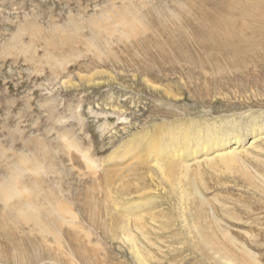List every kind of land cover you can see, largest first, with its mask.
Segmentation results:
<instances>
[{"label": "rangeland", "instance_id": "obj_1", "mask_svg": "<svg viewBox=\"0 0 264 264\" xmlns=\"http://www.w3.org/2000/svg\"><path fill=\"white\" fill-rule=\"evenodd\" d=\"M215 23L264 54V0H0V264H141L152 197L148 264H264V78L199 65ZM189 126L244 145L150 169Z\"/></svg>", "mask_w": 264, "mask_h": 264}, {"label": "bare ground", "instance_id": "obj_2", "mask_svg": "<svg viewBox=\"0 0 264 264\" xmlns=\"http://www.w3.org/2000/svg\"><path fill=\"white\" fill-rule=\"evenodd\" d=\"M215 24L217 25V29L215 28V29H213V31L208 32L207 37L206 36L204 37V38H206L205 40L202 41V40L198 39L201 41L200 44L205 49L210 50V51H206L208 56L203 62L201 61L199 63V65L205 66L206 64L209 63V61L212 63V65H218V64H220V62H223L226 65H228V67L230 66L231 68L232 67L233 68L242 67V68H240V69H242V74H241L240 78H243L247 81H249V79H247V74L250 72H252V73L257 72L259 74V76L264 78V54L257 53L256 55H254L253 53L252 54L249 53V51L255 50V49H252L253 46L247 44L246 41L248 39L245 41V39H244L245 37L244 38L234 37V35L229 34V31H225L224 33H219L218 32L219 31L218 28L220 27L219 25H221V27H224V25H222L221 23H218V24L215 23ZM261 37H262L261 38L262 40L260 42V45L264 46V33L262 34ZM244 42H245V45L242 44ZM251 43H253V42H251ZM245 46H247V47H245ZM242 52H245V53H242ZM241 54L242 55L247 54V55L242 56ZM251 68L253 71H251ZM235 75H237V74H235ZM238 75H240V74H238ZM226 79H228V78H226ZM218 81L219 80L216 78V82H218ZM226 84H229V83L227 82ZM232 84H233V82H232ZM223 85L225 86V84H223ZM255 125L257 126L258 131L263 129V127H264L263 122L260 124H255ZM221 127L222 126H220V129H219V130H221L220 133H217L218 126H215V127L213 126V128L211 126V128L210 129L207 128V130L205 132H202V131L201 132H195L193 129L194 127H191V126H189L187 129H184V130L182 128L177 127L178 130H177V136L176 137L170 136V138L167 137L165 139H160V145L155 150V156L153 159H151V161L149 163L150 169L158 171L159 173H161L162 177L166 178L167 174L164 171V169H165L164 166L171 164V163H167V162L162 163L163 160H167V161L172 160L173 162H175L178 159L179 160H183V159L191 160L194 158V156H197V154H204V152H213V151H219V154H217V156H219L220 159H235L237 157L239 151L242 149V146L244 145V141H245L242 130L239 129L241 132H238V133L233 132L231 134V133H229L228 129H226L224 131L221 129ZM204 128L206 129V127H204ZM249 130L251 131L252 136L256 132V128H253V127ZM262 133H264V132H262ZM246 136H247V134H246ZM167 141H169V142H167ZM165 142H167V143H165ZM232 142H234V145L229 146V145H231ZM169 144H171V146L167 147ZM179 144H181V146H178ZM192 144H193V147L191 146ZM146 148H148L147 151L149 152L148 153L149 155L154 153L153 148H151L150 146H146ZM169 149L170 150L172 149V150L168 151ZM132 151H133L132 149L126 150L125 152H122V154L119 155L118 157L120 159H124V158H127V156L129 154L134 155L135 153H137V152L131 153ZM175 164L178 165V163H172V165H175ZM172 165H170V166H172ZM186 166H187V164H186ZM187 167H189V166H187ZM148 189H149V187H148ZM139 192H141V191H139ZM128 201H127V203H128ZM122 202H124V201L122 200ZM152 202H154L153 197L148 198V199L146 198V199H144V201L140 200L138 202H133L132 204H130L129 207H127V210H126L127 213L116 215L117 221L119 220V222H120V223H116V224H117V227L120 225V227H118V229L120 228L118 232H122V238L121 239H123V241H125V243L129 244V246H130L129 249L132 251L133 255L136 256L137 260L141 264H148V263L146 262V260L143 256L142 248L139 246V243H138L139 238H137V234H135L131 230V224L130 223L132 221H134L133 225L135 227V230L140 231L142 234L141 233H139V234L143 235V238H147V237H145L147 232L145 230L144 223L142 222L143 217H142V215H140L136 212V209H141L142 207H144V206H146ZM125 203L126 202H124V204ZM129 203H130V201H129ZM202 203L204 204L205 202L203 201ZM116 210H117V208H116ZM128 212H131V213L136 212V213H135V216L133 215V217L130 218ZM115 229H116V227H115ZM118 229L114 230V233H116ZM115 236L117 237V234ZM147 236H149V235H147ZM226 237L229 240V236L226 235ZM141 245H143V244H141ZM248 254H250V253L248 252ZM250 255H252V254H250ZM227 261L229 262L228 264H240L239 262L235 263L231 259H227Z\"/></svg>", "mask_w": 264, "mask_h": 264}]
</instances>
